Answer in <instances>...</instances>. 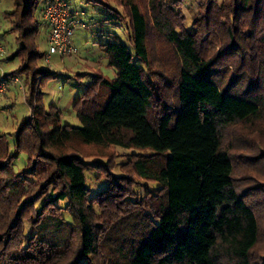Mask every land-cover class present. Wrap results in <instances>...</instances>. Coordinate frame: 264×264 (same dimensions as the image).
<instances>
[{
  "label": "trees",
  "instance_id": "1",
  "mask_svg": "<svg viewBox=\"0 0 264 264\" xmlns=\"http://www.w3.org/2000/svg\"><path fill=\"white\" fill-rule=\"evenodd\" d=\"M53 1L13 0L4 17L19 44L7 60L19 65L3 81L21 79L29 116L11 135L12 152L0 134V264H257L253 251L264 203L254 202V195L264 202V182L238 186L234 146L224 148L222 138L235 125L264 123V92L255 91L264 71L252 80L255 73L246 75L243 65L226 84L218 78L217 58L205 56L198 44L201 22L212 23L204 15L193 33L182 29L161 0H149L148 10L139 0H89L113 15L115 32L101 34L105 42L98 47L113 76L98 73L73 102L81 126L70 127L61 123L57 107L44 109L40 103L39 85L54 73L39 67L43 54L36 38L46 25L42 10ZM222 3L206 0V13L231 12L229 50L239 54L236 37L250 39L254 24H264V0ZM244 16L248 34H239ZM150 28L173 47L179 65L175 104L157 110L155 90L144 76ZM97 88L105 89V103L95 100ZM76 143L98 148L92 156L107 162L117 147L150 150L125 166L139 179L159 184L155 201L126 211L114 194L106 195L108 188L88 199ZM19 154L26 162L16 171ZM246 158L259 160L257 154ZM95 206L102 219L113 221L99 223Z\"/></svg>",
  "mask_w": 264,
  "mask_h": 264
},
{
  "label": "rangeland",
  "instance_id": "2",
  "mask_svg": "<svg viewBox=\"0 0 264 264\" xmlns=\"http://www.w3.org/2000/svg\"><path fill=\"white\" fill-rule=\"evenodd\" d=\"M38 1L41 2L43 0ZM62 1L69 4L70 11L85 25V28H75L71 38L72 44L78 52L76 56L64 55L60 57L52 55L49 65H46L42 60L38 63L40 68H49L54 73L53 76L43 78L39 85L41 93L40 103L44 109H48L51 105L57 107L61 112L62 124L79 128L81 124L72 109L73 102L81 97L88 86L96 81L98 73L106 74L110 78L113 76L112 71L107 68L106 58L99 52L98 47L100 43L105 42V37L103 36L102 38L101 34L113 33L115 28L110 25L113 22V15L92 1ZM161 1L169 11L172 8L170 15L173 13L177 20L182 23L183 30L188 29L193 32L192 27H194L195 23L201 22L203 15L212 22L210 25L202 22L199 25L198 44L205 56L207 52L212 58H217L215 68L218 72V78H221L225 84L232 76L236 77L234 73L239 70L240 66L248 67L244 70L242 69L246 75L255 73L253 74L255 78H251L252 80L258 79L260 70L264 71V24H254L253 28H255L256 32L248 39L247 36L243 35L248 34L242 24L246 17L240 18L239 24L241 27H239V34L243 32V34L241 33L243 37H236V42L238 46L242 47V51L239 54L232 53L229 50L226 33L227 27L233 26L230 18L231 12L223 13L220 10L215 12L211 8L208 14L206 13V0ZM216 4L217 6L222 5V0H216ZM229 4L230 2L226 5ZM139 5L144 6L148 10L149 0H139ZM12 7L13 0H0V39L1 43L6 47L4 57L0 58V74L2 76L11 74L18 69L19 65L17 60H7L19 48L14 35L7 32L9 19H4L5 15L12 11ZM40 7L41 3L37 6V16H40ZM206 27L209 32L208 35H206ZM4 32L6 33L5 35L3 34ZM46 34L47 27L43 24L36 38L38 51L41 54L47 51ZM148 47L149 66L144 69V76L150 80L155 90L156 99L153 100V107L154 110H157L162 104H175V84L179 65L173 47L162 34H159L153 28L149 29ZM129 50L134 54L130 45ZM136 63L138 62L136 61ZM256 84L258 86L255 91L263 93L264 82L260 80V84ZM1 85H3L4 90L0 92V134L5 135L10 152H12L13 142L11 135L28 118L29 111L24 102L22 88L18 83L1 81ZM94 98L99 104L105 103V89L97 88ZM237 143L238 145H236ZM222 145L226 149L234 146L230 154H233L234 160L236 159L234 164L237 165V172L234 177L240 179L237 181L240 188L245 189L248 186L259 185L264 182V161L263 159L260 161V158H264L263 122L251 126L238 124L224 130ZM74 147L79 150L84 158L85 186L89 190L88 199L95 198L99 192L108 188L106 195L114 194V199L117 202L120 201L119 206L124 207L126 211L129 210V207L135 208L141 203H145L144 206L147 207L148 203L155 201L152 196L157 193L159 184L139 179L128 170L127 165L125 166L129 160L133 161L138 156L144 157L151 154L150 150L117 147L113 157L107 162L103 158L92 156L99 151L94 146L76 143ZM252 154H257L259 160H253L255 162L249 161L246 156ZM25 162L26 157L23 154H19L14 160V169L19 171L23 168ZM245 177L246 179L243 180ZM261 196V194L254 195V199L257 200L254 202H260V205H262L264 202ZM130 202H133V204ZM56 204L64 208L63 203ZM95 210L98 212L99 217L97 220L99 223L108 224L113 221V219H102L100 209L97 206H95ZM258 212L260 215V234L258 244L253 251V258L255 259L254 263L260 264L264 258V213L262 210H258Z\"/></svg>",
  "mask_w": 264,
  "mask_h": 264
},
{
  "label": "built area",
  "instance_id": "3",
  "mask_svg": "<svg viewBox=\"0 0 264 264\" xmlns=\"http://www.w3.org/2000/svg\"><path fill=\"white\" fill-rule=\"evenodd\" d=\"M42 18L47 26L46 44L47 51L43 54L42 61L49 65L52 55L63 57L64 55H77V50L73 46L71 38L75 28H85V25L75 17L67 4L62 0H54L51 4L42 10ZM5 55V46L0 41V58ZM1 69V68H0ZM0 80L3 82V76L0 74ZM0 81V82H1ZM10 81L21 82L18 78H10ZM3 85L0 86V92H3Z\"/></svg>",
  "mask_w": 264,
  "mask_h": 264
},
{
  "label": "crops",
  "instance_id": "4",
  "mask_svg": "<svg viewBox=\"0 0 264 264\" xmlns=\"http://www.w3.org/2000/svg\"><path fill=\"white\" fill-rule=\"evenodd\" d=\"M48 29V28H47ZM48 32V31H47ZM47 35V34H46Z\"/></svg>",
  "mask_w": 264,
  "mask_h": 264
}]
</instances>
